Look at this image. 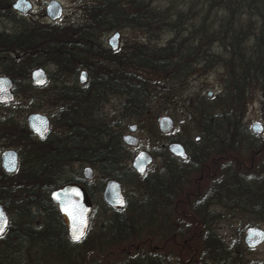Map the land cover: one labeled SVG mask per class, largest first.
<instances>
[{
  "label": "flooded vegetation",
  "instance_id": "af4514ba",
  "mask_svg": "<svg viewBox=\"0 0 264 264\" xmlns=\"http://www.w3.org/2000/svg\"><path fill=\"white\" fill-rule=\"evenodd\" d=\"M51 1L57 2L49 0L43 10L51 24L18 19L30 25L54 26L62 17V7L57 2L61 17L50 21L45 9ZM13 12L22 16L29 13ZM77 56L30 55L34 63L27 68L25 55H0V78L9 80L8 92L12 97L11 101L0 103V108L5 109L0 114V207L6 219L5 228L0 232V264H51L50 259L44 257L46 253L54 257L58 252H65L67 258H71L72 252L84 250L87 259L76 260V264L89 263V256L96 258L90 263L97 264H171L168 254L174 257V264H264L263 230L246 227L238 233L237 240L226 243L210 227L211 220L229 216L215 212V206L242 210L246 216L256 219L264 217V141L256 150H248V157L242 159L231 157L230 152L241 153L245 148L227 150L224 156L222 148L207 151L197 147L187 151L182 147L186 154L184 159L169 157L179 163H165L157 170H149L152 157L148 153L129 154L127 151L136 145L132 135L136 127L128 125V134H120V123L103 113V103L110 96L121 97L116 105L121 110L120 119L135 112L134 101L118 93L108 94L104 101L102 68L81 65ZM99 60L95 59L96 64ZM50 66L54 70L47 72ZM34 70L43 73L42 84H32ZM117 70L115 68V72ZM81 73L83 83L79 82ZM66 77H69L68 82ZM50 80V88L42 94ZM16 94L22 98L18 103H15ZM11 106L13 109H7ZM31 115L46 119L47 128L40 138L27 127L26 119ZM105 121L106 126H110V129L106 127L107 131L117 136L122 145L117 151L120 157H110L114 150L102 149ZM129 127H134L133 132ZM125 136L134 138L135 143L126 145L122 140ZM217 139H212L210 144L226 142ZM201 140V136L193 138L198 145ZM8 152L15 158L12 173L3 168V156ZM138 155L150 158L142 174H138L133 165ZM198 158L201 163H197ZM116 160L118 164H110ZM35 165L61 171L65 177L55 182L56 187L49 190L47 196L40 195L39 182L25 179V172ZM85 169L90 172L87 177L83 174ZM196 172L197 178L192 179ZM109 183H115L117 189ZM64 186L76 187L88 207L85 232L75 242L69 240L58 205L51 199V193ZM105 193L112 200H105ZM69 197L68 194L66 198ZM41 199L48 200L47 209ZM249 228L263 232L260 243L253 246L245 243ZM58 229L61 237L57 235ZM93 229L95 233H90ZM31 250L36 253L32 254ZM259 250L261 261L245 260L244 255ZM110 257L115 259L111 263L108 262Z\"/></svg>",
  "mask_w": 264,
  "mask_h": 264
},
{
  "label": "trees",
  "instance_id": "16d2710c",
  "mask_svg": "<svg viewBox=\"0 0 264 264\" xmlns=\"http://www.w3.org/2000/svg\"><path fill=\"white\" fill-rule=\"evenodd\" d=\"M157 2L163 7L151 6ZM8 8L9 1L0 0V18L12 19L11 27L0 31V55H25L27 68L34 63L30 55H78L76 60L81 65L102 68L104 101L108 94H125L134 101L135 112L146 97V82L128 72L131 68L154 77H180L220 67L221 90L213 99L201 101L195 111L203 149L222 148L225 156L227 150L251 148L249 143L242 145L250 138L241 124V113L252 93L259 94L264 106V0H96L81 5V23L50 28L15 20ZM120 29L141 32L143 37L117 51L105 48L101 36ZM161 35L167 38L162 41ZM98 58L102 64H96ZM106 123L102 149L114 150L110 157H120L117 151L122 145ZM214 138L226 142L213 146L210 141ZM231 153L234 156L237 152ZM197 163H201L200 158ZM25 174V179L39 182L41 196H47L55 182L65 178L61 171L43 165L31 166ZM7 191L10 196L11 191ZM41 203L48 208L47 199ZM56 231L61 237V230ZM74 254V258L66 256L65 263L87 259L85 250Z\"/></svg>",
  "mask_w": 264,
  "mask_h": 264
},
{
  "label": "rangeland",
  "instance_id": "374dc122",
  "mask_svg": "<svg viewBox=\"0 0 264 264\" xmlns=\"http://www.w3.org/2000/svg\"><path fill=\"white\" fill-rule=\"evenodd\" d=\"M8 1L9 5H11L15 0ZM26 1L31 5V10L28 14L23 16L15 14L9 6V15L11 17H14L15 20L21 18L25 19L26 22L32 20L45 25L51 24L46 20L43 12L44 5L49 0ZM56 1L62 7V17L55 23V25L61 26L69 23H81L83 19V13L80 9L81 5L94 2L96 0ZM151 6L163 7V4L157 2L153 3ZM9 21L12 22V19L10 17L8 20H6V18H0V31L3 29L6 30L11 27V23ZM15 22L16 21H14V23ZM114 32H119L120 34L118 48H122L125 44H128L131 41H136L143 37V34H141V32L134 31L131 29L113 30L101 36L100 41L103 43V46L105 48H107L106 42L108 37ZM166 38V35L160 36V40L162 41H164ZM99 62L100 64H102L101 60H99ZM52 70H54L52 66L46 68L47 72H52ZM128 72L134 74L135 76L139 77L142 81L146 82V97L138 105L137 112L130 113L129 116H125L124 118L120 119L121 110L120 107L118 108L116 105L118 104V102H121V97L110 96L107 98V101L103 103V113L106 115V117L110 120L111 118H113L115 121H118L120 123V134H128V125H134L136 127L135 133L132 134L136 138V145L131 148H128V153L131 154L138 151L148 153L152 157V165L149 170H153L154 168L155 170H157L161 164L167 163L166 160L169 159L168 157H170V154L167 152L166 147L171 143H177L187 151L195 150L197 147L199 149H203V142H200L198 145L195 144V142L193 141L194 137L200 136L201 131V126L199 124V120L196 118L195 111L201 101L205 102L204 100L213 99V97L218 94L221 90L223 78L222 69L218 66H214L204 72L194 71L192 73L183 74L180 77L179 75L170 77H154L144 73L143 71H137V69L134 68H131ZM0 76H2L1 70ZM68 78L69 77H66L67 82ZM50 85L51 80L49 81L48 85L45 86L44 90L42 91V94L50 88ZM250 97V100L246 102L243 112L241 113V124L243 125V129L248 132L249 138L251 139L244 140L242 145H248L246 143H249L251 148L248 147L247 150L243 149V152H239L240 154L236 153L234 156L230 152L231 157L237 156L239 159L247 158L249 155L248 150H256V144L260 146V143L264 141V106L261 105L262 103L260 101L258 93H252ZM21 100L22 98L16 94L15 103H18ZM7 109L10 110L13 109V107L11 106ZM4 110L5 109L0 108V114H3ZM44 111L47 112L48 109H44ZM21 116L22 115H19V117ZM162 117H167L172 122V130L168 133H160L157 128L156 121ZM253 124H259L261 126L262 132L260 135L250 133V127ZM8 147L12 148L11 146ZM169 162H171L172 165L179 163V161ZM221 163H219V165ZM206 164H209V162H207ZM245 167L247 168L246 165ZM197 174L198 172H196L192 176V179L197 178ZM259 177L260 176L258 174V179ZM93 178L98 179L96 176H93ZM213 210L215 212H224L229 214L228 218L211 220L210 222V227L213 228L214 232L218 235V237H221L226 243H231L234 239L237 240L239 236L238 233L241 234L243 229L246 227H257L264 231V217L256 219L250 216H246L242 210L236 209L230 211L223 209L220 206H215ZM185 222L188 223V221ZM187 227H190V225L188 224ZM39 252L41 253V251ZM31 253L35 254L36 252L34 250H31ZM74 253H71V258H74ZM261 254L262 253L259 250L254 253H248L244 255V258L247 261H261ZM169 255L170 254H168L169 262L171 264H174V257H172V255ZM44 257H48L50 259L51 264H67L65 263V252H58L54 255V257L46 253ZM31 258L33 259L34 255H32ZM24 260L26 259L24 258ZM93 260H96V258L89 256V263L87 264H97L90 263ZM114 260L115 259L113 257L108 258V262L110 263ZM102 263L103 262H101L100 264Z\"/></svg>",
  "mask_w": 264,
  "mask_h": 264
},
{
  "label": "water",
  "instance_id": "95a60500",
  "mask_svg": "<svg viewBox=\"0 0 264 264\" xmlns=\"http://www.w3.org/2000/svg\"><path fill=\"white\" fill-rule=\"evenodd\" d=\"M10 8L12 11L25 14L29 12L30 5L25 0H15ZM45 13L50 21H56L61 17V7L55 2L51 1L46 9ZM119 32L112 33L106 42V46L111 51H117L119 47ZM31 81L33 85H39L44 82V75L40 70H34L31 72ZM79 82H84L83 73L79 76ZM10 82L7 78H0V103L9 102L12 100L11 95L8 92ZM28 129L37 135V137H42L43 133L46 131L47 122L45 117L39 115L28 116L27 119ZM157 128L160 133H168L172 130V122L167 117H162L157 120ZM129 130L133 132L134 127H129ZM250 132L253 134H260L262 128L259 124H253L250 127ZM123 142L126 145H133L135 143L134 138L123 137ZM167 152L177 158L184 159L186 154L181 145L177 143H171L166 148ZM150 162V158L146 156H137L134 161V168L138 174H142L143 167ZM3 168L6 172L12 173L15 170V158L12 152H8L3 156ZM89 170L85 169L83 174L87 177L89 175ZM109 186H112L113 189H117L115 183H109ZM70 195L69 198H66L67 195ZM104 198L107 201L112 200L109 194L105 193ZM51 199L58 205V210L61 215L62 222L65 225L66 233L72 242L77 241L85 232L86 229V215L88 212V207L85 206L83 202V196L81 192L74 186H64L60 190H57L51 193ZM6 219L3 211L0 207V232L5 228ZM263 232L256 228H249L246 231L245 243L248 246H253L262 241Z\"/></svg>",
  "mask_w": 264,
  "mask_h": 264
}]
</instances>
